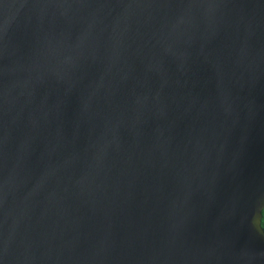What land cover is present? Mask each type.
I'll return each mask as SVG.
<instances>
[{
	"label": "water",
	"instance_id": "1",
	"mask_svg": "<svg viewBox=\"0 0 264 264\" xmlns=\"http://www.w3.org/2000/svg\"><path fill=\"white\" fill-rule=\"evenodd\" d=\"M264 0H0V264H264Z\"/></svg>",
	"mask_w": 264,
	"mask_h": 264
},
{
	"label": "trees",
	"instance_id": "2",
	"mask_svg": "<svg viewBox=\"0 0 264 264\" xmlns=\"http://www.w3.org/2000/svg\"><path fill=\"white\" fill-rule=\"evenodd\" d=\"M261 225H262V227H263V229H264V209H263V211H262Z\"/></svg>",
	"mask_w": 264,
	"mask_h": 264
}]
</instances>
